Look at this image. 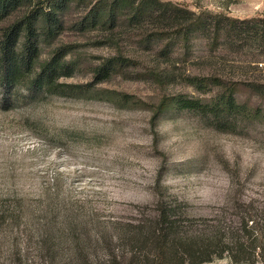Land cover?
I'll return each mask as SVG.
<instances>
[{"label": "rangeland", "instance_id": "obj_1", "mask_svg": "<svg viewBox=\"0 0 264 264\" xmlns=\"http://www.w3.org/2000/svg\"><path fill=\"white\" fill-rule=\"evenodd\" d=\"M163 1L239 18L264 9V0ZM81 7L74 6L67 19ZM65 27L41 46V58L54 46L70 45L76 69L59 81L87 85L90 92L30 94L21 85L8 102L0 100V264L13 250L28 264H42L41 230L59 233L69 220L85 222L90 234L109 233L110 222L135 221L160 195L196 220L264 206L263 96L238 87L237 101L249 113L235 116L229 131L172 107L153 121L163 96L208 99L212 93L198 92L177 74L169 83L155 82L148 74L156 67L149 50L124 34L116 35L118 46L137 64L95 83L91 68L115 54V47L99 42V30ZM203 49L197 41L192 51ZM189 59L175 70L181 77L184 67L194 71ZM259 68L255 74L264 78V64ZM239 73L228 76L239 82ZM2 94L0 89V99ZM203 264L233 263L223 257Z\"/></svg>", "mask_w": 264, "mask_h": 264}, {"label": "trees", "instance_id": "obj_2", "mask_svg": "<svg viewBox=\"0 0 264 264\" xmlns=\"http://www.w3.org/2000/svg\"><path fill=\"white\" fill-rule=\"evenodd\" d=\"M74 6H82L81 11L68 20ZM65 26L80 32L99 30L103 33L99 42L115 47V54L91 68L95 83L137 64L134 55L118 46L116 35L124 34L137 37L149 50L156 67L148 74L155 82L169 83L177 74L198 92L212 93L208 99L163 96L154 107L153 121L172 107L229 131L235 116L249 113L237 101L239 86L264 97V78L255 74L264 64V14L239 18L205 9L196 12L163 0H0L2 102H8L11 91L21 85L30 94L90 92L87 85L59 81L76 69L70 45L54 46L41 58V46ZM197 41L204 49L195 53L192 48ZM189 56L194 71L184 67L181 77L175 70ZM232 70L240 72L241 81L229 78ZM110 223L112 231L104 234L100 230L90 234L85 222L69 220L59 233L41 230L37 242L44 254L42 264H203L223 257L233 264H264V206L196 220L179 203L160 195L154 208L135 221ZM1 264L28 263L13 250Z\"/></svg>", "mask_w": 264, "mask_h": 264}, {"label": "crops", "instance_id": "obj_3", "mask_svg": "<svg viewBox=\"0 0 264 264\" xmlns=\"http://www.w3.org/2000/svg\"><path fill=\"white\" fill-rule=\"evenodd\" d=\"M262 8H264V6H262ZM260 11H262V12H263V14H264V9H261Z\"/></svg>", "mask_w": 264, "mask_h": 264}]
</instances>
